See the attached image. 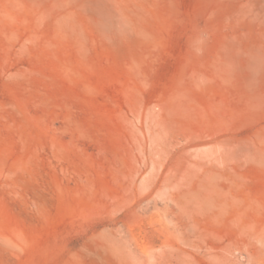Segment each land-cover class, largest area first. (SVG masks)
<instances>
[{"label": "rangeland", "instance_id": "1", "mask_svg": "<svg viewBox=\"0 0 264 264\" xmlns=\"http://www.w3.org/2000/svg\"><path fill=\"white\" fill-rule=\"evenodd\" d=\"M0 264H264V0H0Z\"/></svg>", "mask_w": 264, "mask_h": 264}, {"label": "bare ground", "instance_id": "2", "mask_svg": "<svg viewBox=\"0 0 264 264\" xmlns=\"http://www.w3.org/2000/svg\"><path fill=\"white\" fill-rule=\"evenodd\" d=\"M90 3H91V4H90ZM88 6H89L88 8L91 9L93 12L98 13V15H100V18H101L102 13H103V9H99L95 2H89ZM86 7H87V6H86ZM106 7H107V6H106ZM87 10H88V9H87ZM109 10H111V9H109ZM115 17H117V16H115ZM113 18H114V17L112 16L108 21L105 20V19H103V18H101V19L98 21V23H99V25H100V24H101V25H107V22H112V19H113ZM120 20L124 23V25H128L125 16L120 15V17H119V21H120Z\"/></svg>", "mask_w": 264, "mask_h": 264}]
</instances>
